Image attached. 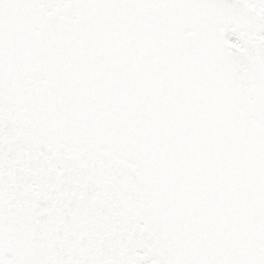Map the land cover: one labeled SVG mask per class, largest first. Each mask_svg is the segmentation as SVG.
Listing matches in <instances>:
<instances>
[{"label":"snow or ice","instance_id":"1","mask_svg":"<svg viewBox=\"0 0 264 264\" xmlns=\"http://www.w3.org/2000/svg\"><path fill=\"white\" fill-rule=\"evenodd\" d=\"M0 264H264V0H0Z\"/></svg>","mask_w":264,"mask_h":264}]
</instances>
